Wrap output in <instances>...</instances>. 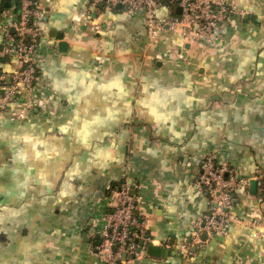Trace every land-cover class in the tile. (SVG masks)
I'll use <instances>...</instances> for the list:
<instances>
[{
	"label": "crops",
	"instance_id": "crops-1",
	"mask_svg": "<svg viewBox=\"0 0 264 264\" xmlns=\"http://www.w3.org/2000/svg\"><path fill=\"white\" fill-rule=\"evenodd\" d=\"M92 3L39 0L41 82L0 113V264H99L125 182L162 255L119 264H264V0H228L241 14L213 44L149 41L141 14ZM17 17L18 1L0 0V53ZM15 71L0 55V74ZM208 154L257 182L234 201L254 228L201 235L186 257L179 246L208 211L192 188Z\"/></svg>",
	"mask_w": 264,
	"mask_h": 264
},
{
	"label": "built area",
	"instance_id": "built-area-1",
	"mask_svg": "<svg viewBox=\"0 0 264 264\" xmlns=\"http://www.w3.org/2000/svg\"><path fill=\"white\" fill-rule=\"evenodd\" d=\"M18 17L5 26L0 53L16 63L12 74H0V113L20 96L23 90H32L41 82L36 65V51L42 38L38 26L43 16L39 0H17ZM104 3L109 8L119 6L128 14L144 17L146 36L157 41L161 34L175 33L185 43L218 42V29L230 17L241 14L228 4V0H93L97 7ZM249 179L238 175L229 162H220L213 154L206 155L199 168L198 178L192 188L208 199V211L192 222L188 242L179 246V252L189 257L192 247L201 244L200 236L227 238L232 224L246 225L234 214L235 196L246 187ZM136 196L126 182L116 193L113 208L103 215V225L98 232L100 244L96 258L99 264L132 263L147 257V249L155 241L147 234L145 225L136 214ZM257 237L263 236L256 232Z\"/></svg>",
	"mask_w": 264,
	"mask_h": 264
},
{
	"label": "water",
	"instance_id": "water-1",
	"mask_svg": "<svg viewBox=\"0 0 264 264\" xmlns=\"http://www.w3.org/2000/svg\"><path fill=\"white\" fill-rule=\"evenodd\" d=\"M117 8H120L119 6H117ZM257 187V182L255 180H251L249 181V188L251 191V194L254 195L255 194V190ZM206 234H203L202 237V241L206 240ZM205 238V239H204ZM147 255L148 256H161L162 255V250L160 248L154 247V246H150L147 249Z\"/></svg>",
	"mask_w": 264,
	"mask_h": 264
}]
</instances>
